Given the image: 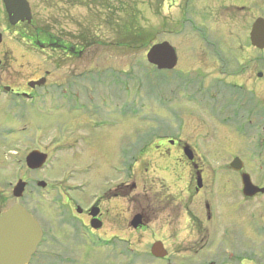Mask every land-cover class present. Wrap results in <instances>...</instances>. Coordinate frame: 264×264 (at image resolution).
<instances>
[{"label":"rangeland","instance_id":"374dc122","mask_svg":"<svg viewBox=\"0 0 264 264\" xmlns=\"http://www.w3.org/2000/svg\"><path fill=\"white\" fill-rule=\"evenodd\" d=\"M28 1L33 25L10 29L0 0V50L10 57L7 66L0 68V82L26 87L44 78V103L34 107L0 103L3 130L19 131L18 139L3 132L0 145L4 147L1 189L3 198L9 199L7 207L15 202L23 205L50 232L48 244L33 264H264V230L256 227L262 224V216L255 220L250 214L255 206L248 208L250 213L237 205L230 212L226 197L225 205H220V185L235 188V176L228 172L235 157L252 159L259 181L263 164L255 161L253 148L241 151L236 145L234 128L224 125L220 115L219 95L209 92L215 100L211 102L202 98L223 79L221 71L234 69L239 51L250 48L251 20L257 13L264 14V1ZM38 30L82 54L71 57L49 45L36 49L32 34ZM139 33L142 37H135ZM23 37L35 45L22 41ZM163 42L176 49L179 62L174 71L159 72L147 62L152 46ZM64 90L66 98H61L58 92ZM193 90L199 92L197 99L189 98ZM52 91L55 95H50ZM8 104L17 107L15 112ZM22 108L29 115L23 117ZM81 136L88 137L86 144L92 140L88 145L73 144ZM165 137L180 140L198 156L208 179L205 193L192 192L193 175L183 150L168 144L169 149L155 148ZM10 142L19 149L18 165ZM125 148L131 155L129 181L136 189L125 200L107 196L99 233L74 234L70 224L82 226L76 203L83 207L87 200L108 194L123 182L128 165L121 156ZM37 149L51 155L53 162L33 173L26 157ZM79 154L87 159L78 158ZM19 180L30 186L15 201L13 191ZM43 181L45 189L38 186ZM79 185L82 188L71 189ZM232 200L236 203L233 196ZM207 203L213 209L211 221L206 219ZM228 210L235 216L224 218L222 213ZM62 213H66L63 219ZM138 213L145 215V226L135 230L131 222ZM63 220L72 223L65 225ZM156 242L164 244L166 259L152 256Z\"/></svg>","mask_w":264,"mask_h":264},{"label":"flooded vegetation","instance_id":"af4514ba","mask_svg":"<svg viewBox=\"0 0 264 264\" xmlns=\"http://www.w3.org/2000/svg\"><path fill=\"white\" fill-rule=\"evenodd\" d=\"M258 2L255 4H259L262 3L264 0H257ZM240 9V8H239ZM259 20H263L264 21V14L261 13H257L254 15V17L252 18V24L254 25L255 22L259 21ZM253 25H252V29H253ZM11 29V28H10ZM252 29H251V33L249 35V49H242L240 50V54L238 55L235 65L233 66V70L230 69L229 73L228 72H223L221 71L222 74L221 75L223 77L222 80H220L218 83H215L214 85H211L210 89L208 90V92H206V94H203V99L204 101H215L210 93H214V94H218L219 95V99H220V115H224V125L228 126L229 129L234 128V132L236 133L237 137L236 138V145H240V150L243 151L246 149V146H250L251 148L254 149L253 153L257 152V157H256V162L257 159H259V161L263 164V168H264V49H260L257 47H254L251 43V34H252ZM16 33V32H15ZM3 35V34H2ZM23 40H27V42H30L29 39H23ZM48 40V39H47ZM53 40V38H52ZM48 42V41H47ZM3 42L0 45V48L2 46ZM31 46L35 45V43H31ZM54 46V50H59L62 51L63 53L70 55L71 57H78L80 56L79 50H77L76 48H71L69 51L66 50L67 48V44H63V48H61V44L62 42H55L53 40L52 42ZM4 52V51H3ZM0 54H1V50H0ZM7 53L4 52L3 54H1L2 56V60H0V68H2L3 66H7V63L10 60V57L7 58ZM225 66H223V68L227 67V64H224ZM231 68V67H229ZM227 74V75H226ZM248 75L251 77H248ZM253 80H252V79ZM38 82H29L26 85V87L24 86H10V85H4L3 83L0 82V103L3 102H13V103H21L22 105H27L29 104L31 107H33V105L35 103L41 102L44 98L42 97V89L43 86L46 84V82L44 83H39L40 80H37ZM41 84V85H40ZM198 84H200V82H198ZM57 91L58 86L54 87ZM194 88V87H193ZM5 89L6 92H3V90ZM212 90V92L210 91ZM196 91L193 90V99H197L198 98V93L197 95L195 93ZM210 92V93H209ZM56 92L50 93V95H55ZM58 94L60 95L61 98H66V91H61V93L58 92ZM203 101V103H204ZM43 102V101H42ZM7 104V103H5ZM9 105V104H8ZM10 106V105H9ZM223 107V108H222ZM11 111L15 112L16 110V106L15 105H11L10 106ZM1 111V110H0ZM229 111H233L231 114H229ZM14 114V113H12ZM29 115L28 114V109H23L21 111V115L24 117L25 115ZM229 114V117H226L225 115ZM122 114H119L120 118H121ZM20 116V115H19ZM123 116L126 115L123 114ZM16 117H18V115H16ZM234 120L235 123L228 125V123L230 121ZM4 128H6V126H2L0 124V143H2L3 141H1V137L3 136V132L9 133L10 135H12L13 137H16V139H18L17 134L19 133V131H17L16 129H10L8 131L3 130ZM13 128V127H12ZM87 136L86 138L80 137L76 140V144L79 143H84L85 141H87ZM92 140V138H90V140L88 141V144L90 143V141ZM14 141V140H12ZM11 141V142H12ZM19 141V140H18ZM10 142V144H11ZM85 145H88L86 143H84ZM167 144L170 147H177L180 148V150L182 151L184 149V145L181 144V142L179 140H171V139H167L166 137L163 139H160L159 142L155 145V148L157 150H162L163 148H168L166 147ZM10 147V153L14 154V164L18 165L20 163V160L18 159L19 157V149L17 148L16 143H12ZM2 148H4L2 145H0V216L3 215L4 212L10 210L13 206L17 205V202L13 203L10 207H7V204L9 203V199H4L3 198V193H2V183H3V178H2V168L4 165V160L2 158ZM39 150V149H38ZM249 150V148H248ZM247 150V151H248ZM8 151V150H6ZM113 153V152H112ZM115 154V153H114ZM113 154V156H114ZM119 154V153H118ZM80 155V156H79ZM78 158L85 156L87 159L86 155L83 154H79ZM28 156V155H27ZM121 156H125L126 157V162H128V165H126L125 167V173L123 174V182L119 183L118 186L115 188V190H111L108 194H105L103 196L100 195H96L94 196L91 200H87L86 202H84V206L82 207V205L80 203H77L76 206L81 207V212L78 213L80 219L79 221L80 224L82 225L81 227H84L85 230L93 235H96L97 233H99L100 230L98 231H94L93 228H91V223L93 220H96L97 222H103V218L105 213L103 212V204L106 202V198L108 195H111L112 197H116V199H120L121 197L124 199H126L127 196H130V193L136 189L135 185L131 186V183L129 181L130 179V162H131V155L130 152L125 148L123 149V152H121ZM238 157H235V159ZM107 161V160H106ZM199 158L198 156L195 154L194 152V158L192 160H188V168L191 169L192 175L193 177L191 178L190 181V188L192 189L193 193L196 194H201V193H205L208 187V179L205 176V172L203 171V169L201 168L200 164H199ZM244 161V171L236 173L233 172L231 170H228V172L230 174H233L234 180H235V188L233 187H229V186H224L221 187L220 185V189H221V194H222V200L220 202V205L223 207L225 205V197L226 200L228 201L229 205H230V212H232L234 209L237 208H241V210H246L247 212L250 213V211H248V208H251V206H255V209L253 210V212H251V216L255 219L256 216H262V224L261 225H257L256 227L261 228V230H264V193H258L253 197H247L246 193L244 191V185L242 182V175L244 173H248L251 174V181L252 184L261 189L264 190V175L262 173L261 177L262 180L259 181V177H256L255 175V171H253L252 167H251V163L252 159H248V160H243ZM228 164L225 165V169H227ZM251 168V170H249ZM254 173V174H253ZM201 176L202 178V183H201V187H199V183H198V178ZM27 183V188H29L30 183L25 181ZM221 183V181H220ZM10 186H12V183H9ZM78 188H82L81 185H79L77 187ZM205 191V192H204ZM230 195L231 198L227 199V196ZM232 196L235 199L236 203H233L232 200ZM15 198V197H14ZM68 199V198H67ZM124 199V200H125ZM11 199L10 202H12ZM18 199H15V201ZM237 205V206H236ZM260 205V207H259ZM207 208V216L206 219L207 221H211L213 219V215H212V211L213 209L210 208V205L207 203L206 205ZM95 210L97 213V216L95 217V219L90 215L92 210ZM212 209V210H211ZM229 210L227 211L228 213H222V216L224 218H228L231 216H235V214L233 213L232 215H229ZM28 211L36 218V220L39 222L42 230H43V239L42 242L40 243L35 255L32 257L30 264H33L36 258H39V254L42 251V249H44L45 244H48V240L47 237L49 235L50 232H48L42 222L37 218V216L35 215V213L31 210L28 209ZM141 214L143 216V222L145 223V215L142 213H138ZM137 214V215H138ZM63 216H66V213L62 216H60L63 219ZM222 217V220L224 219ZM256 220V219H255ZM65 221V220H63ZM96 222V223H97ZM65 225H67V223H72V222H66L65 221ZM71 229L73 230V233H76V230H74V227L70 224ZM63 232V230H62ZM60 233V232H59ZM53 239H57L58 235H52ZM56 241V240H55ZM49 254V255H48ZM47 257H50V253L47 252ZM64 260V259H63ZM78 264V263H75ZM169 264V263H167Z\"/></svg>","mask_w":264,"mask_h":264},{"label":"water","instance_id":"95a60500","mask_svg":"<svg viewBox=\"0 0 264 264\" xmlns=\"http://www.w3.org/2000/svg\"><path fill=\"white\" fill-rule=\"evenodd\" d=\"M5 9L9 16L10 24L17 25L20 22H32V10L27 0H3ZM252 44L260 49H264V21H257L252 29L251 34ZM2 35H0V44ZM147 61L150 65L155 66L158 70H173L178 63L176 50L168 42L154 45L147 54ZM44 80L42 81V83ZM186 156L192 160L193 155L189 148L185 149ZM47 161V156L35 151L27 157V165L31 170L41 169ZM232 168L239 171L243 168L240 160H235ZM199 187H201V177L198 179ZM245 192L249 196H253L258 192H264L254 187L249 179V176L244 177ZM45 188V183L39 184ZM26 183L20 181L14 189V196L22 198L25 192ZM93 217L97 215L93 211ZM144 225L143 216L138 214L131 222L132 228L139 229ZM92 227L100 229L101 224L92 222ZM43 237L42 229L39 223L32 217L27 210L16 205L10 211L0 216V264H28L32 255L35 253L38 245ZM151 254L157 259H165L168 256L164 244L156 242Z\"/></svg>","mask_w":264,"mask_h":264},{"label":"trees","instance_id":"16d2710c","mask_svg":"<svg viewBox=\"0 0 264 264\" xmlns=\"http://www.w3.org/2000/svg\"><path fill=\"white\" fill-rule=\"evenodd\" d=\"M139 36H140V33L135 35V37H139ZM32 37H34L35 43L38 47H44L46 45L47 46L49 45V47L53 48L55 46L52 44L53 40H52V36L50 34L43 33L42 31L39 32V30H38V33H35ZM140 37H142V36H140ZM147 41H148V43L150 42V40H147ZM60 47L63 48L62 44ZM72 47L67 46L66 50L69 51ZM81 54H82V52L79 53V55H81Z\"/></svg>","mask_w":264,"mask_h":264}]
</instances>
